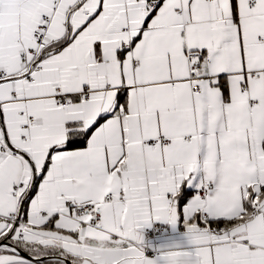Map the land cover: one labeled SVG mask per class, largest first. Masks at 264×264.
I'll list each match as a JSON object with an SVG mask.
<instances>
[{
	"label": "snow or ice",
	"instance_id": "snow-or-ice-1",
	"mask_svg": "<svg viewBox=\"0 0 264 264\" xmlns=\"http://www.w3.org/2000/svg\"><path fill=\"white\" fill-rule=\"evenodd\" d=\"M0 264H264V0H0Z\"/></svg>",
	"mask_w": 264,
	"mask_h": 264
}]
</instances>
